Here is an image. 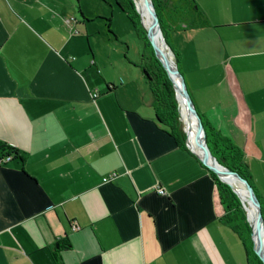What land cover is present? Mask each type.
<instances>
[{
  "label": "crops",
  "instance_id": "crops-1",
  "mask_svg": "<svg viewBox=\"0 0 264 264\" xmlns=\"http://www.w3.org/2000/svg\"><path fill=\"white\" fill-rule=\"evenodd\" d=\"M195 1L207 20L173 30L172 49L264 213V0ZM70 2L0 0V143L20 154H0V264H249L207 170Z\"/></svg>",
  "mask_w": 264,
  "mask_h": 264
},
{
  "label": "trees",
  "instance_id": "trees-1",
  "mask_svg": "<svg viewBox=\"0 0 264 264\" xmlns=\"http://www.w3.org/2000/svg\"><path fill=\"white\" fill-rule=\"evenodd\" d=\"M153 2L159 15L164 36L171 47L170 33L173 30L198 26L207 20L195 0H153ZM118 3L123 6L122 10L127 13L137 36L144 41L145 50L141 54L142 59L139 67L142 69L143 76L152 94V107L155 112L156 122L175 139L180 148L194 155L209 173L217 190L219 204L222 210L221 220L230 226L243 240L249 264H264L253 249L251 227L242 200L229 184L223 182L213 170L204 165L187 146V134L180 117L179 102L174 85L163 64L155 54L146 31L142 26L135 3L133 0H118ZM108 31L112 34L110 29ZM177 62L179 64L178 59ZM107 89L109 90L111 88L107 85ZM197 110L202 118L207 143L212 154L222 165L237 172L252 185L261 202L263 213L262 198L253 185L251 173L246 164L242 148L229 136L223 134L213 126L198 108ZM0 154L3 156L1 160L4 162L20 157L19 150L15 146H6L1 143ZM9 156L11 159L7 160Z\"/></svg>",
  "mask_w": 264,
  "mask_h": 264
},
{
  "label": "rangeland",
  "instance_id": "rangeland-1",
  "mask_svg": "<svg viewBox=\"0 0 264 264\" xmlns=\"http://www.w3.org/2000/svg\"><path fill=\"white\" fill-rule=\"evenodd\" d=\"M70 1H71L70 6L74 13L77 14L78 11L77 7L79 5V11L82 13V15H84L87 19H89L88 28H89V32L91 33L90 43L93 45L95 49H97V51L102 56V58L105 59L106 56L109 55V53L111 52L110 49H107L106 45H109L110 48L119 49L120 52H122L121 59L128 62L127 65L128 77L132 80L133 90L139 92H147L148 94H150L151 92L150 88L145 83L142 75L143 74L142 69L139 67V63L141 62L142 59L141 54L143 53V50H145L144 41L137 36L131 20L129 19L127 13L122 10L123 6L120 3H118V0H70ZM133 2L135 3L134 0ZM146 9H148V11L146 10L145 14H143L140 11V8H139V12L137 11L139 15H141V18L143 19L149 17L150 15L149 8ZM108 29L112 31V34L108 31ZM82 36H83L84 47L86 50H89L85 31H83ZM155 44L160 49H163V45L160 40L157 43L155 42ZM173 57L174 60L177 62V58L175 54ZM103 59L100 58V60ZM178 66L180 72L182 73V70L180 68V63L178 64ZM117 70L118 68L115 69V72L112 73L113 76L118 75L119 72ZM180 110L182 113L181 120L183 121L184 109L183 106L181 105H180ZM189 114L192 115L191 109ZM194 151L196 150L194 149ZM230 181L239 187L241 185L236 181L233 180ZM240 194L242 195L246 205H248L246 200L248 194H246V192L245 193L240 192ZM248 213H249V208H248ZM249 218L251 223L254 225L257 220L256 215L254 218V214L250 215L249 213ZM251 240L253 245L252 236H251Z\"/></svg>",
  "mask_w": 264,
  "mask_h": 264
},
{
  "label": "water",
  "instance_id": "water-1",
  "mask_svg": "<svg viewBox=\"0 0 264 264\" xmlns=\"http://www.w3.org/2000/svg\"><path fill=\"white\" fill-rule=\"evenodd\" d=\"M149 3L152 7V15H153V24H154V28L158 29V32L160 34V36L162 37L163 39V51H160L158 49V47L155 45L154 43V40H153V34L152 32H149L144 24H143V21H142V18H141V15H140V18H141V22H142V26H144L145 30H146V34L150 40V43L155 51V54L156 56L158 57V59L161 61V63L163 64L165 70L167 71L168 73V76L170 77V79L172 80V83L174 85V88H175V91H176V96H177V99H178V102H179V97H178V86L176 84V80L174 78H178V83H179V89H180V92L183 96V98L185 99L188 107L191 109V111L193 112L194 116H195V120H196V125H197V128H198V132H199V135H200V140H201V147H202V152L204 153V156H207L209 159H211L213 162L217 163L220 167L224 168L227 172L235 175L238 180H240L245 186H246V189H247V192H248V196H247V199H248V204L249 205H253V207H255L256 209V219H257V222H256V228L254 229L252 223L250 222V219H249V215H248V205H246L242 195L240 194V191L238 190V188L236 186H234L230 181H228L223 175L224 172H222L220 169L216 168L215 166L211 165L210 163H208L200 154H198L196 151H194V149L191 147L190 145V142H189V135H188V132L185 129V132L187 134V146L189 147V149L194 152L196 154V156L199 158V160L204 164L206 165L208 168H210L211 170H213L217 176L225 183L229 184L231 186V188L238 194V196L240 197V199L242 200V203L244 205V208L246 209L247 211V215H248V220L250 222V227H251V236H252V239H253V248L255 250V252L258 254V256L261 258V260L264 262V249L262 248V245L260 242H257L256 241V238H255V235H256V231L260 234V237H262V239H264V216H263V213H262V209H261V202L259 200V198L257 197L255 191H254V188L252 187V185L245 179L243 178L240 174H238L237 172L235 171H232L230 170L228 167L222 165L218 160L217 158L212 154L209 146H208V143H207V139H206V131H205V128H204V124L202 122V118L196 108V104L190 94V91L188 89V86H187V83L185 81V78L183 76V74L180 72V69L178 67V63L174 60V51L172 49V47L170 46V44L167 42L166 40V37L164 36V33H163V30H162V27H161V22H160V19H159V15L157 13V10H156V7L154 5V2L153 0H149ZM135 6H136V9L137 11L139 12L138 10V7H137V4L135 2ZM168 58L171 60L172 62V65L174 66L173 69H171V64L169 63V60ZM179 108H180V105H179ZM180 117L182 119V113H181V110H180Z\"/></svg>",
  "mask_w": 264,
  "mask_h": 264
},
{
  "label": "bare ground",
  "instance_id": "bare-ground-1",
  "mask_svg": "<svg viewBox=\"0 0 264 264\" xmlns=\"http://www.w3.org/2000/svg\"><path fill=\"white\" fill-rule=\"evenodd\" d=\"M135 2H136V4H137V7H138V5H139V7H138V10H139V8H140V11L143 13V14H145V12H146V10L148 11V9H146V8H149V11H150V15H149V17H146V18H142V21H143V24H144V26H145V28L149 31V32H152V34H153V40L157 43L159 40L162 42V45H163V39H162V37L160 36V34H159V32H158V29L156 28H154V24H153V15H152V7H151V5H150V3H149V0H134ZM159 39V40H158ZM154 42V43H155ZM156 45V44H155ZM157 46V45H156ZM158 47V46H157ZM162 48V47H161ZM158 49L160 50V51H163V49H160L159 47H158ZM168 60H169V63L171 64L170 66H171V69H173L174 68V66L172 65V62H171V60L168 58ZM175 80H176V84H177V86H178V97H179V105H181V106H183V124H184V128H186V130H187V132H188V135H190V137H189V141H190V144H191V146L196 150V152L198 153V154H200L208 163H210L211 165H213V166H215L216 168H218V169H220L222 172H224L223 173V175L224 176H226L225 178L228 180V181H230V180H233V181H236V182H238V183H240L241 185H240V187L239 186H237L236 184H234V183H232L231 181V183L234 185V186H236L237 188H238V190L240 191V192H243V193H245L246 192V194H248V192H247V189H246V186L242 183V182H240V181H238V178L235 176V175H233V174H231V173H229V172H227L224 168H222V167H220L217 163H215V162H213L211 159H209L207 156H204V153L202 152V147H201V140H200V135H199V132H198V128H197V125H196V120H195V116H194V114H193V112H192V115L191 114H189V112H190V108L188 107V105H187V103H186V101H185V99L183 98V96H182V94H181V92H180V89H179V83H178V78H174ZM247 200V204L249 203L248 202V199H246ZM248 208H249V213H250V215H253L254 214V218H255V215H256V209H255V207H253V205H249L248 204ZM249 213H248V215H249ZM250 219V218H249ZM251 222V221H250ZM256 222H257V220H256ZM253 225V224H252ZM253 227H254V229L256 228V223L253 225ZM255 238H256V241L257 242H260L261 243V245H262V247L264 248V239H262V237H260V234L256 231V235H255Z\"/></svg>",
  "mask_w": 264,
  "mask_h": 264
},
{
  "label": "built area",
  "instance_id": "built-area-1",
  "mask_svg": "<svg viewBox=\"0 0 264 264\" xmlns=\"http://www.w3.org/2000/svg\"><path fill=\"white\" fill-rule=\"evenodd\" d=\"M92 96L93 97H97L98 96V92L97 91H94L92 93ZM9 159H11L10 156L7 158V160H9ZM111 179H112V176H107V177L104 178L105 181H110ZM156 190H157L158 193H161V194L164 193V189L162 187H157Z\"/></svg>",
  "mask_w": 264,
  "mask_h": 264
}]
</instances>
